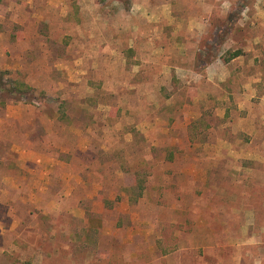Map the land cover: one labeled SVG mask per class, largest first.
I'll use <instances>...</instances> for the list:
<instances>
[{
    "label": "rangeland",
    "instance_id": "374dc122",
    "mask_svg": "<svg viewBox=\"0 0 264 264\" xmlns=\"http://www.w3.org/2000/svg\"><path fill=\"white\" fill-rule=\"evenodd\" d=\"M118 1L0 0V191L57 162L0 264H264V0H174L157 36Z\"/></svg>",
    "mask_w": 264,
    "mask_h": 264
},
{
    "label": "crops",
    "instance_id": "0c3cea01",
    "mask_svg": "<svg viewBox=\"0 0 264 264\" xmlns=\"http://www.w3.org/2000/svg\"><path fill=\"white\" fill-rule=\"evenodd\" d=\"M105 1L107 4L117 6V8L121 7L118 0ZM174 2V0H131L124 13L148 23L146 26L149 28V33H146V36H152V32L153 36H157L154 28L156 24L165 22L167 25H171L175 20L172 17ZM136 29V27H132L131 30L135 31ZM31 155H35L33 151L23 150L20 163L14 170H9L12 177L23 175L21 178L23 181L17 183V180L10 178L12 182L9 189L0 191V207L7 209V214L13 222L12 225H0V235H3L7 230L11 231L18 228L19 230L40 231V226L35 222L36 216L55 215V194L52 186L55 182V164L57 162L55 163L53 158H40L42 160L37 157L31 158ZM24 177L27 179L26 184H24ZM3 181L6 185V180ZM42 198L47 200L42 201ZM18 204L27 207L25 210L26 220L15 216L19 211L14 210L13 207ZM34 245L39 248L37 243Z\"/></svg>",
    "mask_w": 264,
    "mask_h": 264
},
{
    "label": "trees",
    "instance_id": "16d2710c",
    "mask_svg": "<svg viewBox=\"0 0 264 264\" xmlns=\"http://www.w3.org/2000/svg\"><path fill=\"white\" fill-rule=\"evenodd\" d=\"M239 54L237 52L235 53H229V56L225 59V62H228L229 60H232L233 58H236ZM24 87V86H23ZM16 91L22 90V86H17L14 88ZM140 188V186H139Z\"/></svg>",
    "mask_w": 264,
    "mask_h": 264
}]
</instances>
